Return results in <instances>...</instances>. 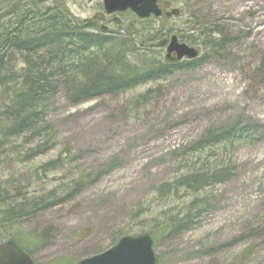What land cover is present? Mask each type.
<instances>
[{"label": "rangeland", "instance_id": "1", "mask_svg": "<svg viewBox=\"0 0 264 264\" xmlns=\"http://www.w3.org/2000/svg\"><path fill=\"white\" fill-rule=\"evenodd\" d=\"M38 1L42 7L65 5L79 20L104 16L97 20L120 38L128 35L126 26L172 28L167 39L190 35L185 22L194 11L206 27L221 30L229 40L210 47L202 39L193 45L178 37L200 56L209 55L207 61L128 92L75 103L60 89L47 111L53 127L47 139L14 143L24 144L25 152L43 140L53 147L28 163L11 147L0 149V177L14 183L25 178L22 187L31 195L55 188L65 197L76 180L87 178L81 192L12 229L31 241L46 232L44 245L34 249L27 243L35 264H78L111 249L118 233L144 235L162 226L166 215L185 213L196 197L186 194V187L166 196L158 187L221 162L233 174L196 195L201 201L197 223L158 240V264H264V0H160L169 19L150 23L136 22L130 10L109 15L104 0ZM4 7L3 2L0 14L6 13ZM136 44L142 46L138 39ZM148 46L142 48L149 58L167 55L158 42ZM128 59L134 66L140 62L135 54ZM231 128L243 135L241 141L197 150L206 135ZM58 158L56 169H42Z\"/></svg>", "mask_w": 264, "mask_h": 264}, {"label": "trees", "instance_id": "2", "mask_svg": "<svg viewBox=\"0 0 264 264\" xmlns=\"http://www.w3.org/2000/svg\"><path fill=\"white\" fill-rule=\"evenodd\" d=\"M3 2L7 7H4L6 13L0 14V149L11 147L14 154L22 156L27 163L46 153L53 144L48 149L49 145L43 140L36 147L29 146L31 149L25 152L24 144L14 143L20 138L25 139V145L40 138L47 139L46 134L53 129L47 122V111L60 89H65L69 100L79 103L101 95L128 92L139 85L167 78L176 71L195 69L209 57L199 55L194 59L178 60L173 55H166L161 60L149 58L148 51L142 47H149L151 42L164 46L163 42L168 40L165 36L171 35L172 28L165 32L163 26L157 29L150 26L147 30L126 26L124 30H128V35L120 38L115 34L118 31H112L106 24L100 23L99 20L103 18L79 20L70 14L65 5L42 7L38 0H1L0 6ZM135 18L138 23H150L155 17ZM198 18L197 12L192 11L185 22L189 25L190 35L178 33V37L193 45L200 39L210 47H214L213 44L220 47L227 44L229 37L219 29L206 27L205 22ZM113 19L119 29H123L121 20ZM136 22L133 24L135 28ZM152 31L154 33L150 35ZM216 33L221 37L218 41L214 39ZM137 39L141 47H136ZM129 53L140 58L136 66L129 61ZM261 67H264V56ZM206 136L196 146L197 150L212 149L221 144L226 146L243 139V135L235 134L233 128ZM58 164L60 158L48 162L42 169L45 172L56 169ZM231 171L221 162L215 167L194 169L177 182L160 185L158 191L165 196L186 187V194H194L196 198L190 202L185 213L166 215L167 221L162 226L146 232L152 235L154 247L163 236L177 235L197 223L201 201L196 195L207 186L230 177L233 174ZM2 177L0 241L14 240L30 253L32 248L27 243L31 242L33 248L44 245L47 242L46 232L31 241L30 236L14 234L12 229L36 212L63 203L68 196L81 192L87 180L85 177L76 180L71 191H66L65 197L55 188L43 190L42 194L35 196L22 187L25 178L21 177L14 183ZM123 236L118 233L114 244ZM73 263L68 260L60 264Z\"/></svg>", "mask_w": 264, "mask_h": 264}, {"label": "water", "instance_id": "3", "mask_svg": "<svg viewBox=\"0 0 264 264\" xmlns=\"http://www.w3.org/2000/svg\"><path fill=\"white\" fill-rule=\"evenodd\" d=\"M103 6L108 14L131 10L139 18L159 17L163 8L159 0H104ZM172 13L177 14V10ZM170 15V13H167ZM166 45L168 57L176 53L175 58L194 59L199 56L197 48L186 42H181L177 35L163 42ZM154 239L150 233L138 236H123L111 249L101 254L90 256L78 264H158V255L154 249ZM0 264H35L31 254L14 241L0 243Z\"/></svg>", "mask_w": 264, "mask_h": 264}, {"label": "flooded vegetation", "instance_id": "4", "mask_svg": "<svg viewBox=\"0 0 264 264\" xmlns=\"http://www.w3.org/2000/svg\"><path fill=\"white\" fill-rule=\"evenodd\" d=\"M160 4H161V2H160ZM103 17H104V16H102L101 18H103ZM101 18H100V19H101ZM4 241H6V240H4ZM4 241H0V242H4ZM17 243H18V242H17ZM18 244H19V243H18ZM19 245H20V244H19ZM20 247L23 248V249H25V248H24L23 246H21V245H20ZM34 249H35V247H34ZM34 249H32V252H31V253L28 251V249H25L26 251H28V252L31 254L32 259H33V253H34L33 250H34ZM33 260H34V259H33ZM34 262H35V260H34Z\"/></svg>", "mask_w": 264, "mask_h": 264}]
</instances>
